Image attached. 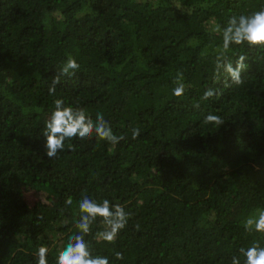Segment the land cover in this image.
I'll use <instances>...</instances> for the list:
<instances>
[{
  "label": "trees",
  "instance_id": "1",
  "mask_svg": "<svg viewBox=\"0 0 264 264\" xmlns=\"http://www.w3.org/2000/svg\"><path fill=\"white\" fill-rule=\"evenodd\" d=\"M264 0H0V264H48L77 229L82 194L132 213L114 245L87 239L110 264H230L264 236L243 221L264 208V50L247 57L243 85L215 74L217 31ZM68 55L80 71L49 86ZM191 85L172 95L177 72ZM206 88L221 93L208 101ZM103 113L116 146L76 141L45 154L54 100ZM199 102L198 108L194 107ZM209 113L220 126L203 123ZM140 136L132 139V129ZM40 197L31 202L24 188ZM71 196L72 206L65 200ZM139 229H136V225ZM124 254L115 260L114 253Z\"/></svg>",
  "mask_w": 264,
  "mask_h": 264
},
{
  "label": "clouds",
  "instance_id": "2",
  "mask_svg": "<svg viewBox=\"0 0 264 264\" xmlns=\"http://www.w3.org/2000/svg\"><path fill=\"white\" fill-rule=\"evenodd\" d=\"M143 2V0H142ZM217 31L222 37V45L217 49L215 58V74L219 76L221 71L227 74L229 86L243 85L242 73L248 68L245 64L246 56L240 55L235 61V68L228 58V53L236 47H247L249 49L264 50V6L250 12L228 18L226 25L221 28L217 26ZM80 64L75 57L68 55L59 68V74L54 75L52 84L49 86V94L54 95L56 85L61 82V76L74 77L80 71ZM175 87L172 95L183 97L187 88L184 82L183 72H177L174 80ZM221 93L213 88H206L200 97L201 101H208L213 97H219ZM54 109L45 120L42 131L45 154L49 159L59 158V153L65 150L67 142L68 149L74 151L76 141L91 140L93 135L97 141H103L111 146L118 145L125 139L124 134L116 135L111 123L105 119L103 113H97L95 120L87 113L86 109L76 106L66 105L61 98L54 100ZM199 102L194 105L198 108ZM203 123L222 126L225 121L220 115L209 113L204 117ZM140 129H132V139L140 136ZM65 203L72 206L73 198L69 196ZM79 209V219L75 223L77 231L69 235L66 245L58 252L55 264H110L108 256L95 254L87 239L93 236L92 226L97 222L103 226L102 231L95 233L93 237L98 242L114 245L121 231L128 226L132 219V213L125 210L121 203L113 202L107 198L97 201L82 194L77 202ZM136 229H139L137 224ZM246 232L259 233L264 236V208L256 209L243 221ZM48 248L40 246L36 252V264H48ZM239 254L231 258L230 264H264V245L260 241H254L247 248L241 247ZM115 260H123L124 254L120 251L114 253Z\"/></svg>",
  "mask_w": 264,
  "mask_h": 264
},
{
  "label": "rangeland",
  "instance_id": "3",
  "mask_svg": "<svg viewBox=\"0 0 264 264\" xmlns=\"http://www.w3.org/2000/svg\"><path fill=\"white\" fill-rule=\"evenodd\" d=\"M24 194H25V197L31 202L37 200L40 197V195L30 187L24 188Z\"/></svg>",
  "mask_w": 264,
  "mask_h": 264
}]
</instances>
